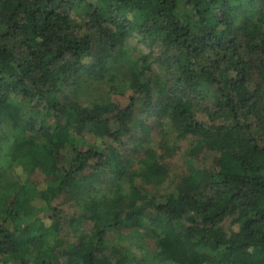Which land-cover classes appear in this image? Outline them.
Wrapping results in <instances>:
<instances>
[{
    "label": "trees",
    "instance_id": "1",
    "mask_svg": "<svg viewBox=\"0 0 264 264\" xmlns=\"http://www.w3.org/2000/svg\"><path fill=\"white\" fill-rule=\"evenodd\" d=\"M2 154L0 264H264V0H0Z\"/></svg>",
    "mask_w": 264,
    "mask_h": 264
},
{
    "label": "rangeland",
    "instance_id": "2",
    "mask_svg": "<svg viewBox=\"0 0 264 264\" xmlns=\"http://www.w3.org/2000/svg\"><path fill=\"white\" fill-rule=\"evenodd\" d=\"M79 22L81 21L80 18L77 19ZM128 52L130 56L133 59H138L140 56L144 55L148 52L147 47L144 46V44L136 37L130 38L128 41ZM152 62V61H151ZM152 68L154 72H149L148 77L150 79H153L154 81H157L159 84L161 82H165L166 79H170V75L165 76L166 74L162 69L159 68V66L156 63L152 62ZM123 71V74L127 77L128 72L130 71L129 66L123 65L121 68ZM121 75H115V76H109L105 79H121ZM116 89L111 88L108 84H102L100 87H94L90 85H82L80 88H78L77 95L78 97L85 102L93 101L96 99H105L107 101H112L118 104H121L122 106H126L128 103V98L130 95V90L126 91L122 88V86L119 85V81L115 83ZM207 99L201 98L199 101L201 104L203 103H209L211 101H206ZM160 140V136L157 134H153L149 140V145L157 147ZM170 142L176 147L175 154L172 156V172L165 184V190L168 191L172 188H174L175 184L181 179L183 175V166L187 161L188 158V151L191 147L192 142L190 140H183V139H176V136L172 134L170 138ZM0 167L5 171V173L11 178V180H15L16 176L20 177L21 175L26 174L20 166L13 163L11 158L8 157L6 154H2L0 157ZM24 173V174H23ZM31 179L34 183L40 184L43 181V176L38 174V172L31 176ZM64 227L63 231H67L69 229L68 223H66V220L63 222ZM231 223L232 218L226 219L223 226L227 231H230L231 229ZM125 238H130V236L127 234L125 235ZM118 236L111 237V240H115V242H118ZM134 243V242H130ZM137 247L141 246L139 243H134ZM133 245V248L136 249L137 247Z\"/></svg>",
    "mask_w": 264,
    "mask_h": 264
}]
</instances>
